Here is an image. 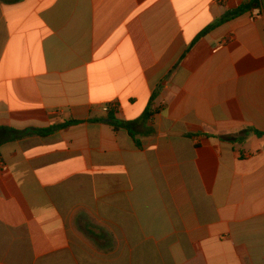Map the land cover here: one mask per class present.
Masks as SVG:
<instances>
[{"label":"crops","instance_id":"1","mask_svg":"<svg viewBox=\"0 0 264 264\" xmlns=\"http://www.w3.org/2000/svg\"><path fill=\"white\" fill-rule=\"evenodd\" d=\"M243 5L0 0V264H264V0L199 38Z\"/></svg>","mask_w":264,"mask_h":264},{"label":"trees","instance_id":"2","mask_svg":"<svg viewBox=\"0 0 264 264\" xmlns=\"http://www.w3.org/2000/svg\"><path fill=\"white\" fill-rule=\"evenodd\" d=\"M261 3H262V0H250V2L244 4L238 10H235V11H232V12L226 14L221 20H219V22H217L216 24L212 25L211 27L206 29L204 32H202L201 35L199 36V38L204 37L210 30L214 29L218 24L227 22L230 19H232L236 16H239L243 13H246L247 11H250L252 9H258L260 7ZM113 112H110V114H108V116H109V119L114 122L115 118L113 117ZM124 127H126L129 130L128 124L124 125ZM21 134L22 133H20V135Z\"/></svg>","mask_w":264,"mask_h":264},{"label":"built area","instance_id":"3","mask_svg":"<svg viewBox=\"0 0 264 264\" xmlns=\"http://www.w3.org/2000/svg\"><path fill=\"white\" fill-rule=\"evenodd\" d=\"M232 1L237 5H242V4H246V3L250 2V0H232ZM117 110H118V108H117V105H115V104H108L102 108L103 113H105L107 115L113 111L117 112ZM0 171H2V172L8 171L7 165L1 159H0Z\"/></svg>","mask_w":264,"mask_h":264}]
</instances>
